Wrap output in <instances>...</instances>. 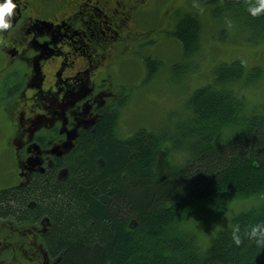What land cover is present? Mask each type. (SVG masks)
Here are the masks:
<instances>
[{
    "label": "trees",
    "instance_id": "obj_1",
    "mask_svg": "<svg viewBox=\"0 0 264 264\" xmlns=\"http://www.w3.org/2000/svg\"><path fill=\"white\" fill-rule=\"evenodd\" d=\"M202 1L211 13L226 10L233 16L228 23L233 32L238 19L252 30V40L264 39V13L251 15L248 0ZM155 3L142 27H166ZM169 17L171 30L143 32L140 40L148 44L132 45L140 49L134 57L147 55L146 68L131 66L125 74L157 78L162 60L153 53L157 47L170 49L168 40L175 37L182 57L173 63L176 75L185 72L189 78V60L203 48V22L194 10L176 19L172 11ZM261 75L258 69L247 74L241 60L219 63L212 80L186 102L190 112L174 132L152 131L133 114L123 129L119 119L126 109L108 113L96 130L84 134L83 155L69 178L47 175L29 188L1 192L0 214L31 220L48 215L51 229L44 242L50 264H264V245L243 236L249 225L264 221V111L249 110L240 88ZM178 152L188 156L175 161ZM164 155L170 161L167 174L158 171ZM259 196V204L230 215L206 245L197 230L187 227L202 202L221 209L230 197ZM235 224L243 236L239 245L231 236ZM34 246L29 257L22 246L18 251L31 264H42L46 258Z\"/></svg>",
    "mask_w": 264,
    "mask_h": 264
},
{
    "label": "flooded vegetation",
    "instance_id": "obj_2",
    "mask_svg": "<svg viewBox=\"0 0 264 264\" xmlns=\"http://www.w3.org/2000/svg\"><path fill=\"white\" fill-rule=\"evenodd\" d=\"M155 4L19 0L12 28L0 32V193L71 176L84 134L129 102L124 71L140 51L132 45L148 44L143 32L167 30L142 27ZM39 216L0 214V264H31L18 248L29 257L34 245L50 264L44 238L51 220Z\"/></svg>",
    "mask_w": 264,
    "mask_h": 264
},
{
    "label": "rangeland",
    "instance_id": "obj_3",
    "mask_svg": "<svg viewBox=\"0 0 264 264\" xmlns=\"http://www.w3.org/2000/svg\"><path fill=\"white\" fill-rule=\"evenodd\" d=\"M156 1L157 7L160 6L156 14L160 16L159 13L162 12V17L165 19L161 21V25L169 27L168 30H171L169 15L172 11L173 19H176L185 10H194L200 14L203 22V48L197 57H191L189 60L188 79L184 77L185 72L180 77L176 75L173 63L179 58L181 60L182 57L180 55V43L177 48L176 44L172 42L173 39L178 41L175 37L168 40L171 46L170 49L157 47V51L153 53L155 57L159 56V59L162 60V63L160 62L162 68L159 71L161 73H159L157 78L150 77L147 80L144 76L125 74L128 84L126 92L129 95L127 101L129 99V102L123 108V111L126 109V113L122 112L120 116V126L125 129L126 118L133 114L138 117L137 120L141 124L151 128L152 131L174 132L177 122L185 119L190 112L186 102L194 90L212 80L214 70L219 63H231L236 60H241L244 63L247 74L253 75L257 69L262 71L261 77L253 84L240 88L249 110L252 109V112L264 111V39L256 36L255 40H252V30L235 17L236 20L233 22L237 24L238 30L233 32L232 27H228V23L232 22L233 19L231 17L233 16L228 15L226 10L217 13L212 11L214 13L213 16L208 5L202 0ZM233 29L236 30L235 25ZM141 56V53H137L134 57L135 60L131 62L125 72L133 71L130 68L131 66L146 68L143 65L147 63V55H143L145 59L140 60ZM179 78L183 79L178 83L177 80L180 81ZM140 89L144 91L140 93L138 91ZM136 125L138 124H134L132 127L135 128L137 127ZM0 129H2L1 126ZM3 133L4 131L0 132V134ZM3 146H5V141L1 140L0 149ZM187 156L188 152H178L174 160L180 161ZM8 163L7 168L10 169L11 163ZM169 165L170 161L166 155L160 157L158 171L167 174ZM4 170L5 164L0 163V171ZM2 178H4L3 175ZM262 197H230L226 200V206L221 209H213L210 203L204 202L202 203L203 205L200 203L192 212V214H195L194 212L196 211L197 214L187 227L192 229L194 226L193 231L197 230L200 236L199 242L202 245H206L216 228L225 226L230 215L259 204L262 201Z\"/></svg>",
    "mask_w": 264,
    "mask_h": 264
},
{
    "label": "clouds",
    "instance_id": "obj_4",
    "mask_svg": "<svg viewBox=\"0 0 264 264\" xmlns=\"http://www.w3.org/2000/svg\"><path fill=\"white\" fill-rule=\"evenodd\" d=\"M19 0H0V32L9 30L13 26ZM247 10L253 16L264 13V0H248ZM232 240L239 245L243 241V236L254 239L257 245H264V221L249 225L241 235L239 224L232 226Z\"/></svg>",
    "mask_w": 264,
    "mask_h": 264
},
{
    "label": "bare ground",
    "instance_id": "obj_5",
    "mask_svg": "<svg viewBox=\"0 0 264 264\" xmlns=\"http://www.w3.org/2000/svg\"><path fill=\"white\" fill-rule=\"evenodd\" d=\"M228 82H229V81H228ZM227 84H228V83H227ZM213 198H214V197H213ZM228 201H229V200H228ZM202 203H203V202H202ZM202 203H201V204H202ZM205 203H206V202H205ZM208 204H209V203H208ZM202 205H203V204H202ZM197 206H198V205H197ZM207 207H208V206H207ZM201 208H202V207H201ZM206 210H208V209H206ZM208 211H209V210H208ZM196 214H197V213H196ZM189 216H190V215H189ZM196 218H197V217H196ZM213 218H214V217H213ZM190 221H191V220H190ZM185 223H186V222H185ZM181 224H182V223H181ZM186 224H187V223H186ZM188 224H189V223H188ZM193 224H194V223H193ZM194 225H195V224H194ZM192 226H193V225H192ZM201 226H202V225H201ZM193 228H194V226H193ZM193 228H192V229H193ZM199 229H200V228H199ZM192 231H193V230H192ZM182 238H183V237H182Z\"/></svg>",
    "mask_w": 264,
    "mask_h": 264
}]
</instances>
